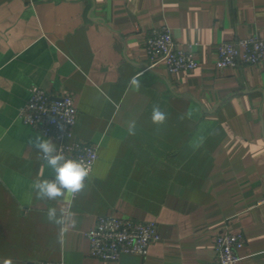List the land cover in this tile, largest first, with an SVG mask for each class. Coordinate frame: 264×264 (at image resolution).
<instances>
[{
    "label": "crops",
    "instance_id": "obj_1",
    "mask_svg": "<svg viewBox=\"0 0 264 264\" xmlns=\"http://www.w3.org/2000/svg\"><path fill=\"white\" fill-rule=\"evenodd\" d=\"M163 24L193 43L195 69L146 68L145 37ZM251 34L264 36V0H0V264H221L223 230L245 235L237 264H264V65L213 62L219 42ZM37 86L71 95L74 137L97 146L75 198L31 189L54 178L29 143L41 133L18 117ZM53 206L75 213L63 238ZM108 213L153 220L160 237L144 256L92 257L85 231Z\"/></svg>",
    "mask_w": 264,
    "mask_h": 264
},
{
    "label": "built area",
    "instance_id": "obj_2",
    "mask_svg": "<svg viewBox=\"0 0 264 264\" xmlns=\"http://www.w3.org/2000/svg\"><path fill=\"white\" fill-rule=\"evenodd\" d=\"M144 46L148 61L146 68L162 63L169 73L190 71L198 66L193 43L182 47L172 37L170 27L163 24L149 30ZM214 66L218 69L239 64L264 65V36L251 34L221 41L215 46ZM22 123L46 137L56 140L66 158L84 161L90 168L97 158V146L74 137L77 109L69 94L51 97L43 87H35L26 102L18 109ZM63 126L61 130L60 126ZM264 201V197L262 199ZM89 241V255L113 261L123 254L146 255L150 243L159 239L153 220L102 214L85 231ZM246 244L243 232H219L214 238L215 260L221 264H237L239 252ZM39 264H64L62 261H40Z\"/></svg>",
    "mask_w": 264,
    "mask_h": 264
},
{
    "label": "clouds",
    "instance_id": "obj_3",
    "mask_svg": "<svg viewBox=\"0 0 264 264\" xmlns=\"http://www.w3.org/2000/svg\"><path fill=\"white\" fill-rule=\"evenodd\" d=\"M142 73H137L129 81V87L133 91L140 90V79ZM167 119V113L161 109L159 104H154L151 110V122L157 126H163ZM63 130V126H60ZM129 135H135L136 121L127 122ZM204 138H200V142L190 146L194 149L202 146ZM32 148L38 154H41L42 160L54 172L53 179H36L31 184V189L35 193L38 200L55 201L62 198L65 194L75 198L76 194L82 192L85 185V180L89 177L90 168L81 160L66 158L64 153L58 149V146L50 137H45L41 134H36L29 141ZM47 220L58 226L59 236H63L74 228L76 225L75 213L71 211V207L60 209L59 214L56 207H48L46 212Z\"/></svg>",
    "mask_w": 264,
    "mask_h": 264
}]
</instances>
